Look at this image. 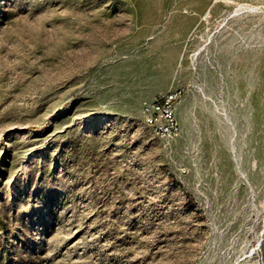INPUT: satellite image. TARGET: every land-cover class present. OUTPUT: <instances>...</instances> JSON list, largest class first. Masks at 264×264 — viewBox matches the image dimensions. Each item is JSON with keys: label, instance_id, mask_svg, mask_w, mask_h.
<instances>
[{"label": "rangeland", "instance_id": "1", "mask_svg": "<svg viewBox=\"0 0 264 264\" xmlns=\"http://www.w3.org/2000/svg\"><path fill=\"white\" fill-rule=\"evenodd\" d=\"M0 264H264V0H0Z\"/></svg>", "mask_w": 264, "mask_h": 264}, {"label": "built area", "instance_id": "2", "mask_svg": "<svg viewBox=\"0 0 264 264\" xmlns=\"http://www.w3.org/2000/svg\"><path fill=\"white\" fill-rule=\"evenodd\" d=\"M179 96V92L167 91L150 103H144L142 107L143 118L147 120L148 127L169 139H173L179 129L175 117Z\"/></svg>", "mask_w": 264, "mask_h": 264}, {"label": "bare ground", "instance_id": "3", "mask_svg": "<svg viewBox=\"0 0 264 264\" xmlns=\"http://www.w3.org/2000/svg\"><path fill=\"white\" fill-rule=\"evenodd\" d=\"M145 124L147 125V120H144ZM148 126V125H147ZM255 168V167H254Z\"/></svg>", "mask_w": 264, "mask_h": 264}]
</instances>
